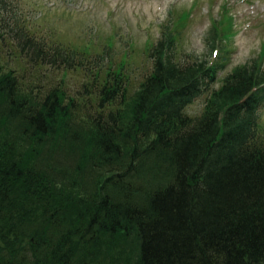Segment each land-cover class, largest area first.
Wrapping results in <instances>:
<instances>
[{"label":"trees","instance_id":"obj_1","mask_svg":"<svg viewBox=\"0 0 264 264\" xmlns=\"http://www.w3.org/2000/svg\"><path fill=\"white\" fill-rule=\"evenodd\" d=\"M10 4L0 0V264H264V52L218 80L230 10L208 31L218 59L183 58L167 25L132 78L111 49L37 33ZM70 71L83 75L75 91Z\"/></svg>","mask_w":264,"mask_h":264},{"label":"rangeland","instance_id":"obj_2","mask_svg":"<svg viewBox=\"0 0 264 264\" xmlns=\"http://www.w3.org/2000/svg\"><path fill=\"white\" fill-rule=\"evenodd\" d=\"M10 1L11 12L22 20L26 18L37 33L54 35L87 53L111 49L114 59L132 64V78L143 73L147 49L161 37L167 25L178 30L183 58H187L185 53H192L201 58L209 57L210 61L218 59L221 49L210 55L207 37L209 29L222 19L226 8L234 16L233 27L237 31L229 42L228 60L225 68L218 72V80L235 66L264 52V0ZM214 24L220 28L219 23ZM3 56L5 63L11 66L22 64L20 60L10 61L6 54ZM65 77L70 90L75 91L83 75L80 71H70ZM204 103L205 98H199L188 106L187 111L192 115L199 114ZM260 119L264 125V104Z\"/></svg>","mask_w":264,"mask_h":264}]
</instances>
